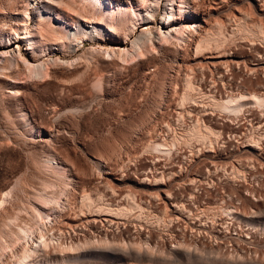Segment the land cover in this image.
Instances as JSON below:
<instances>
[{"label":"rangeland","instance_id":"1","mask_svg":"<svg viewBox=\"0 0 264 264\" xmlns=\"http://www.w3.org/2000/svg\"><path fill=\"white\" fill-rule=\"evenodd\" d=\"M240 1L243 0H228L227 4L229 3L230 8L223 9L220 12L221 16L217 17L232 19L234 15L239 16L235 11L239 9L242 13L250 15L247 26L252 27L258 22L264 26V5H262L264 1L259 3V7L263 10L259 11L258 16L252 13L246 4L241 5ZM233 3L236 5L233 6ZM216 9L217 12L221 10ZM232 26L226 25L225 36L229 43L227 47L230 51L242 55L240 59L235 58V61L238 60L237 69L230 65L233 69L231 68L232 79L229 80L234 83L231 84L227 79L226 90L222 89L220 81L213 77V79L209 78L210 72L206 69L199 70L200 72H197L199 78L195 80V85L199 83L198 86L203 93L207 92L216 98H219L220 94H227L226 92L230 95L237 91L247 94L258 93L259 84H262L260 72L264 69V42H259L260 40L253 36H247L248 32L245 29L242 28L240 31ZM83 43L82 48L79 46L65 53L66 59L64 57L63 65L52 64L47 77L38 79L34 76H26L27 71L23 70V67L20 70L12 67L11 70L9 66L14 74H17L15 70L18 71L21 76H15L20 77L21 80L18 83L20 93L14 95V98L8 95L9 88H4L7 89L6 92L4 89H1L2 92L0 90V98L2 97L0 99V222L9 219V215L12 216L10 218L17 217L20 218L19 220L23 218V221L28 222L29 219H35L36 211L44 215L49 213L48 217L45 215V220L52 222L54 233L60 237L61 243L72 247L75 243H81V248L84 247L86 250L84 252H89L91 247L96 246L103 252L107 249L105 251L107 254L112 251L111 247L114 251L118 249V253L124 254L121 250L130 249L129 243L141 242L156 244L167 250L178 241L198 249V253L206 254L214 247V250L218 248L215 251L220 250L221 255L226 256L231 250L227 237L234 233L232 231H235L236 237H240L234 241V244L231 243L234 249L244 254L251 251L252 249L247 248L248 245L246 246L241 240L247 233L242 221L239 223L234 221L232 224L225 213L218 211V205H222V201L225 200V205L230 203L227 198L230 194L242 197L241 193L248 188L247 182L243 181L240 185L234 186L226 185L220 197L218 192L214 195L218 198L217 201H220L217 205L216 202L211 201V205L206 207L197 204L200 200L197 191L207 181H204L205 177L197 180L194 174L197 171H204L206 166L216 167V159H220L215 150L216 146H207L209 144L185 139L186 142L179 141V144L177 143L168 153L169 155L150 150L152 143L166 140L170 143L175 135L185 134L197 120H204L211 128L219 131L207 121L219 122L221 117L227 118L231 115L200 107L191 108L192 110L182 108V110L166 106L164 101L173 103L177 100L179 95L177 93L181 92L178 89L179 82L184 69L188 68L187 65L184 68L185 65L179 66L169 61L170 55L165 56L166 61L159 62L156 59L161 60L163 57L161 51L148 52L142 57L135 56L133 60L127 59L130 61L124 62L122 56L111 55L105 51L104 53L103 50L101 52L99 50V53L89 52L98 46L94 41L85 40ZM20 48L26 54V46L20 44ZM55 54H51L54 59L60 56L58 53L57 56ZM258 55L260 57L257 58ZM210 70L213 72L212 67ZM250 70H255V75L248 73ZM243 72L255 76L253 82L247 86L250 88L249 92L243 90L244 88L241 90ZM198 79L202 81L198 82ZM212 81H215V85H212ZM174 87H177L176 90H172L175 89ZM219 127L228 128L226 124ZM249 160V153L237 155V161ZM62 162L66 168L63 175L55 169ZM229 166L210 170L234 172V168L238 167L234 166L232 169ZM163 172L175 173L176 176H171L168 180L165 177L164 183L159 185L161 191H148L137 185L139 179L159 178ZM263 183L264 179H261L254 187L260 194L264 193ZM163 189L172 191L179 206L183 205L179 208V214L180 209L184 207L179 215L178 231L175 222L170 223L164 231L153 229V226L147 222L153 215V217H161L165 222L171 214L174 215L168 212L162 195ZM151 191L156 192L159 198L149 201L148 193ZM62 192L64 194H61ZM132 192V195L135 194L134 201L143 209L142 213L133 209L134 212H130L128 216L117 217L107 212V207L130 208L128 206L130 203L124 196ZM81 193H87L95 206L84 207L80 201ZM176 194L177 198H175ZM241 199L236 205L237 210L247 212L248 205L245 206L247 200L243 197ZM96 209L99 211L97 212ZM203 228H207L209 233L203 235ZM215 230H218V233H214ZM3 236H0L2 241L0 243L7 244L8 239ZM103 241H107L108 244ZM18 246L1 250L0 260H9L12 253L18 251ZM69 251L75 254L73 250ZM178 251L182 252V249L179 248ZM107 261V259L100 260V264H119ZM72 263L75 264L76 261H70L68 264ZM82 263L84 264L83 260Z\"/></svg>","mask_w":264,"mask_h":264},{"label":"bare ground","instance_id":"2","mask_svg":"<svg viewBox=\"0 0 264 264\" xmlns=\"http://www.w3.org/2000/svg\"><path fill=\"white\" fill-rule=\"evenodd\" d=\"M261 1L262 0H243L240 2L241 5L244 3L249 6L251 12L257 15L259 11L264 8L261 9L259 7V3H262ZM227 2L228 0H0V90L9 88L7 93L9 96L12 95L13 97L18 92L20 93L18 83L21 79L15 76L19 75L18 69L20 70V68L23 67V70L25 69L27 71L26 76H34L38 79L47 77V75L50 74L49 67H51L52 64L60 63V65H63V63H65L64 57L66 52L69 53L71 49H76V47L78 48L79 46L82 48L84 44L83 41L91 40L98 44V46L89 52L96 51L97 53L98 51L99 53V50L100 52L103 50V52L105 51L111 55L122 56L123 59H125L124 62L130 61L127 59L133 60V58H136L135 56L142 57L144 53L161 51L163 57L161 60L157 58L156 61H164L165 56L170 55V60H168L174 62V64L176 63L179 66L185 65L184 68L187 65L188 68L184 69V74L179 82L180 85L176 82L180 86L178 87L179 91L181 90V92L177 93L179 94L177 100L175 102L173 101V103L164 101L168 107L174 109L185 108V110L200 107L226 113L231 116H237L242 110L248 107L264 110V97L260 96L258 93L254 92L252 94H247L246 92L238 93L237 91V93H231L230 95L226 92L227 94H220V97L216 98L214 95L207 92V94L203 93L201 87L198 86L199 83L195 85V80L199 78L197 72L199 73L201 69H206L210 72L209 76L211 77L209 78L213 77L218 79L222 89H225L227 86L226 80L232 79V67H236V69L238 67V60L235 61V58L240 59L242 55L239 52L230 51L229 47H227L229 44L225 36L227 24L233 25L235 28H238V30L243 28L248 32L247 36H253L260 40L259 42H264V26L258 22L257 25H253L252 27L248 25V27L247 20L250 18V15L245 12L242 13V10H235L239 16L236 17V15H234V18L232 17L233 20L228 17L221 19L217 17L223 9L230 8ZM234 5L236 4L233 3V6ZM216 8L221 10L217 12ZM20 44L26 46V54L22 52ZM226 47L228 49H226ZM56 51H60L57 52L60 54L59 57ZM51 54H55L57 57L54 59ZM258 57L260 56L258 55L257 58ZM108 58H110V56ZM232 63L234 65H232ZM11 64H13V66ZM9 66H11V68H18L15 70L17 74L11 72L13 68L10 70ZM210 67L213 68V72L210 70ZM250 71L248 73L255 75V70ZM83 72L84 71H82V73ZM54 73L55 72H52V74ZM242 75L241 90L245 88V81L247 84L252 83L255 77L244 74V72ZM246 77L250 78L244 81ZM171 78L173 79V77ZM199 81L202 80L198 79V82ZM230 83L233 84L234 81ZM212 85H215V81H212ZM259 87L260 89L264 88L262 84H259ZM176 88L172 90H176ZM7 89H4L5 92ZM5 92H3V94H5ZM247 92H249V90ZM220 120L219 122L214 121L212 123L213 127L215 126L217 130L219 125H224L227 118L221 117ZM185 139H192L196 142L209 144L207 146L213 145L214 147H219L220 131L211 128L204 120H197L195 124L192 125L191 129L185 134L175 135L170 143H168L167 140V142L152 143L150 146L151 148H149L156 153L159 151L168 154L175 148L177 143L179 144V141H185ZM254 145L255 144H253V146ZM242 153L244 152L235 154V161H237V155L241 156ZM246 153L250 154V152ZM55 169H57L58 173H62V175L66 171L63 162L60 166H56ZM234 169L235 171L230 173L231 176L229 175L230 177L228 180L233 182L234 179H240L248 183V188L244 189L241 193L242 197L247 200V204H244L245 206L248 205V211L240 212L237 210L238 206L236 205L239 204V200L242 198L240 195L238 197L235 196L237 194H230L231 196L229 195L227 197L230 200L228 205L224 204L225 200L222 201L224 205H218V211L225 213L232 224L234 221L237 223L242 221L241 223L245 225L242 224L243 227L246 228L247 233L241 240L246 246L248 245L247 248L249 247L252 249L247 254L238 253L237 250L234 249L235 247L231 245L232 242L234 244L237 238H240L239 236L236 237L235 231H232L234 233H231L229 237H227L229 238L231 250L229 249L230 251L228 254H226L227 252L225 253L226 256L224 254L221 255L222 253L219 252L220 250L215 251L218 248L214 250V247L213 249H207L208 251L206 250V254H204V252L198 253V249L190 247L187 243H185L186 245L180 242L178 243V241L167 250H163V248H160L156 244L141 242L142 245L141 243H129L130 247H127L130 249H126V251L124 249L123 251L122 248L121 250L124 254L118 253V249L114 251L111 244L109 246L112 251L109 249L110 252L108 254L105 253L107 249L103 252L96 248V246L95 248L91 247L92 249L89 252H84L85 248H81V243L73 244L74 247H72V245H63L59 239L60 237L54 233V225H52V222H46L45 220V215L48 217L49 213L45 212L46 214L44 215V213L36 211L35 219H29L28 222H25L26 220L23 221V218H21L22 220H19L20 218L17 219V217L10 218L12 217L10 215L8 216L9 219L7 218L0 222V236L2 237L4 235L5 239H8H6L8 241L7 244L0 243V252H2L1 250L4 248H13L11 246L16 245L17 247V245H19L18 251H14L16 252L14 254L11 252L12 250L10 251L9 249L10 253H12L10 256L11 258H8L9 260L3 259L5 261L1 259L0 264H68L70 261H76V263L81 264L82 260L84 264L86 262H89V264H100V260L103 259L119 264H264V193L260 194L257 192V188H254L257 186L258 181L264 179V173H247L251 174L247 175L244 171L245 169L241 165ZM204 170L209 171L207 168H204ZM146 174L147 173H145V175ZM171 176L176 175L175 173L163 172L159 178L153 177L149 180L145 177L139 179L137 185L148 191H161L159 185L164 183L163 180H165V177H167L166 179L168 180ZM162 191H164L162 195L165 198L168 212L174 213V215L171 214V217H169L166 222L162 220L161 217H153L154 215L150 217V219L148 218L149 221H147L149 225L153 226V229L157 228L160 231L167 230V226L176 221L177 213L179 221V215H181L182 208H184L182 207L180 209L181 211L179 214V208L183 205L181 204L179 206V203L173 197L174 193L172 191H167V189H163ZM153 192L151 191L148 193L149 201L150 199L153 201L159 198V195ZM61 194L64 193L62 192ZM132 194L133 192L126 193L124 196V198L126 197V201H129L130 204H128V206L130 208L125 209V207H116L115 209H111L107 207V212L117 217L127 215L130 212L132 213L133 209H137L142 213L143 209L136 204L134 201L135 194ZM175 196V198H177V194ZM172 198L174 200H172ZM80 199L84 207L92 208V206H95L87 193L82 194ZM106 209L104 208V210ZM97 210L99 211V209H96V211ZM105 243L108 244L107 241ZM179 248L182 249V252L178 251ZM69 250H73L75 254H71Z\"/></svg>","mask_w":264,"mask_h":264},{"label":"built area","instance_id":"3","mask_svg":"<svg viewBox=\"0 0 264 264\" xmlns=\"http://www.w3.org/2000/svg\"><path fill=\"white\" fill-rule=\"evenodd\" d=\"M249 78L250 77L244 78V81ZM260 78L264 86V69L260 72ZM246 84L245 81L244 89L248 91L249 88L247 86L250 83ZM257 92L260 96L264 97V88L257 90ZM207 122L210 125L213 123L211 120ZM224 124H226L228 128L223 129V127H219L218 129L220 131V140L218 142L219 147H216L215 150L220 159H216V167L206 166L209 171H197V173L194 174L197 180L202 177H209L208 180L204 178L208 183H204L197 191L198 197L200 198L197 204L202 207L210 206V201L216 202L217 205L220 201H217L218 198L214 197V195L218 192V197H220L226 185L234 186L243 183L240 179H234L233 182H230L227 177L230 175L231 171L211 170L221 168L222 166L224 168L230 165V168H234V166L241 165L245 169V173L264 171V110L254 107L245 108L237 116H227V120ZM253 144L255 145L253 146ZM241 152H250V160L235 161V154ZM216 174L218 175L215 176ZM221 204H223V202H221ZM176 217L175 223L178 231V213ZM203 229V235L209 233L207 228ZM213 232L218 233V230Z\"/></svg>","mask_w":264,"mask_h":264}]
</instances>
